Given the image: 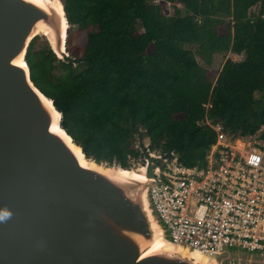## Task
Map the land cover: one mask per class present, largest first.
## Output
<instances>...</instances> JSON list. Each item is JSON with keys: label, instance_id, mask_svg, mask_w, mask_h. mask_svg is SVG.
I'll return each mask as SVG.
<instances>
[{"label": "trees", "instance_id": "1", "mask_svg": "<svg viewBox=\"0 0 264 264\" xmlns=\"http://www.w3.org/2000/svg\"><path fill=\"white\" fill-rule=\"evenodd\" d=\"M62 2L67 39L72 27L86 30L85 46L61 61L35 37L25 62L87 159L129 169L128 156L145 159L160 150L163 158L201 167L215 140L202 125L206 117L241 136L264 126V0ZM184 45H197L207 65L214 54L242 58L213 72ZM137 135L149 146L137 150Z\"/></svg>", "mask_w": 264, "mask_h": 264}, {"label": "water", "instance_id": "2", "mask_svg": "<svg viewBox=\"0 0 264 264\" xmlns=\"http://www.w3.org/2000/svg\"><path fill=\"white\" fill-rule=\"evenodd\" d=\"M48 8L0 0V264H264L240 257L201 263L178 246L148 253L156 234L169 244L149 199L158 157L144 159L146 182L119 181L80 166L50 131L47 98L25 62L40 22L54 33L55 47L46 37L52 53L69 58L70 26L62 39L60 16ZM18 58L23 67L14 64Z\"/></svg>", "mask_w": 264, "mask_h": 264}, {"label": "built area", "instance_id": "3", "mask_svg": "<svg viewBox=\"0 0 264 264\" xmlns=\"http://www.w3.org/2000/svg\"><path fill=\"white\" fill-rule=\"evenodd\" d=\"M202 125L215 133L203 166L158 156L157 181L149 187L154 213L171 246L221 259L234 249L264 261V126L241 136L207 117ZM135 161L144 165L128 156L129 169Z\"/></svg>", "mask_w": 264, "mask_h": 264}, {"label": "bare ground", "instance_id": "4", "mask_svg": "<svg viewBox=\"0 0 264 264\" xmlns=\"http://www.w3.org/2000/svg\"><path fill=\"white\" fill-rule=\"evenodd\" d=\"M27 1L35 3L36 5H38L39 7L47 11H49L48 6H50L60 16L61 34H62V39H63L65 37L66 30L68 29V23L65 20V17H64L65 15L63 12L64 10L62 8L61 2L59 0H27ZM34 35L36 36L42 35L44 37H47L50 46L55 47L54 33L51 31L50 28H48L42 22L37 24L35 31H34ZM62 52H65V44H64V48L62 49ZM14 64L20 67L24 66L21 58L16 59L14 61ZM42 101L44 105L48 108L52 116V123H51L50 131L53 134L61 137V139L67 144V146L71 149V151L74 153V155L78 159L80 166L95 170L97 172L105 174L106 176H109L119 181L120 180L126 181L128 179H132V180H136L141 183L146 182L147 178L144 176L143 169H141L142 166L131 168V169H123V168H118V167L106 166L105 164H96L91 159H87L83 155L80 148L76 146L71 140V138L66 133H64L63 130H61L60 126H58L60 122L59 118H61V116L55 110V108L51 105L50 101L44 98H42ZM239 147H241V145ZM172 248L173 246H171L170 244H164L162 239L158 236V234H156L154 243L152 244L151 248L148 250V253L153 252L158 249L170 250ZM182 251L184 254H187L185 250H182ZM190 256L195 258L198 262L209 263L206 259L207 257L199 253L193 252L192 254H190Z\"/></svg>", "mask_w": 264, "mask_h": 264}, {"label": "rangeland", "instance_id": "5", "mask_svg": "<svg viewBox=\"0 0 264 264\" xmlns=\"http://www.w3.org/2000/svg\"><path fill=\"white\" fill-rule=\"evenodd\" d=\"M174 8L175 7L169 3L165 4V6H164V10H166V12L168 13V16H172L174 14ZM178 8H180V15H184L185 12L182 10V7L178 6ZM258 10H259V6L257 5L251 9V14L256 15L258 13ZM71 32H72V34L70 35L69 39H67V45H66V54L69 56L72 55L74 50L81 51L82 48L85 46V43H86V30L80 31L79 29H77V27H72ZM38 39H39L40 45L43 44L44 42L48 44L46 37L39 35ZM184 48L192 51L195 54L196 60L200 66L207 68V70H210L213 72L219 71L227 59L237 61V60H241V58H242L241 55H235V54H231V53H227V54L219 53V54H214L212 56L210 65H207L203 61V59L199 56L197 45H184ZM256 97L259 98L260 94H256ZM260 130H261V132H263V128H261ZM140 132L142 133L143 131H140ZM138 137L139 136L137 135L135 137V140H134L135 141L134 146L137 150H139V151L141 150L140 143L143 144L144 146H149L148 138L144 137L142 139V142H141V141H139ZM149 154H153V156H155V157L162 156L160 150H154V151L150 152ZM174 156H176V155H174ZM138 163H140V162L139 161L134 162L135 168L138 167ZM131 168H133V167L131 166ZM227 251L230 255L227 254L222 259L229 258L230 256H233L234 254H236V256H234L233 258H236L238 253H239L241 255L238 257L242 258L243 260H247L250 262H257V263H263L264 262L262 259H260L258 257L248 256V255H245L243 252L235 253L234 249H229Z\"/></svg>", "mask_w": 264, "mask_h": 264}]
</instances>
